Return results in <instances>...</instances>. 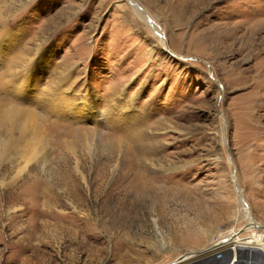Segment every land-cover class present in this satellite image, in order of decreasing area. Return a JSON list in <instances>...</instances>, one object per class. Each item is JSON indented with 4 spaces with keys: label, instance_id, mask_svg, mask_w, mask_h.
<instances>
[{
    "label": "rangeland",
    "instance_id": "374dc122",
    "mask_svg": "<svg viewBox=\"0 0 264 264\" xmlns=\"http://www.w3.org/2000/svg\"><path fill=\"white\" fill-rule=\"evenodd\" d=\"M0 138V264H264V0H0Z\"/></svg>",
    "mask_w": 264,
    "mask_h": 264
},
{
    "label": "bare ground",
    "instance_id": "6f19581e",
    "mask_svg": "<svg viewBox=\"0 0 264 264\" xmlns=\"http://www.w3.org/2000/svg\"><path fill=\"white\" fill-rule=\"evenodd\" d=\"M26 88H27L26 85H24L23 89H22L23 95H28L27 94L28 91H27ZM16 110H18V109L9 108L10 113L9 114L7 113L6 116H5L7 121H8V123L11 122V124H13L17 120L18 113L16 112ZM0 140H1V138H0ZM2 144H4L3 145L4 149L2 151L4 153L3 156L5 158V157H8L9 149H10V143L3 142ZM5 153H6V155H5ZM236 188H237V191L239 192L240 198H242L241 192L239 191L238 187H236ZM242 201L244 202L243 198H242ZM244 204H245V202H244ZM248 227H250L249 224L246 225L244 228H242L243 232H246ZM227 235L223 236V239L226 238ZM263 235H264V232H261L260 234H257V236L255 235V237L253 235L248 236V237L254 239V241L258 243L256 246H258L260 248L259 243L264 245V240L262 238ZM237 236H240V235H238V234L231 235L230 237H228V239H226V240L222 239L223 241L219 240V243H215L213 246H211L210 249H212V251H208V253L215 251V254H213L214 258L211 259L210 261H207L206 264H223L222 261L216 259V256H215L216 253L219 252V251H224L223 253L229 254L230 255V260H231V258H233L232 264H244L245 259L247 258V255H248L247 251H248L249 245H246V246L239 245L238 244V240H236V239L234 240V237L237 238ZM243 238L246 239L247 237H243ZM193 257L194 256L187 257L184 260L183 259H179V260H177L176 263H173V264L186 263L188 259L191 261L190 258H193Z\"/></svg>",
    "mask_w": 264,
    "mask_h": 264
},
{
    "label": "built area",
    "instance_id": "2783aa9c",
    "mask_svg": "<svg viewBox=\"0 0 264 264\" xmlns=\"http://www.w3.org/2000/svg\"><path fill=\"white\" fill-rule=\"evenodd\" d=\"M264 239V235L262 237ZM219 243L218 240L215 241V243ZM224 251H219L216 253V259L222 261L223 264H232L233 258L230 260V255L223 253Z\"/></svg>",
    "mask_w": 264,
    "mask_h": 264
},
{
    "label": "water",
    "instance_id": "95a60500",
    "mask_svg": "<svg viewBox=\"0 0 264 264\" xmlns=\"http://www.w3.org/2000/svg\"><path fill=\"white\" fill-rule=\"evenodd\" d=\"M241 233H243V230H242V229L240 230V234H241Z\"/></svg>",
    "mask_w": 264,
    "mask_h": 264
}]
</instances>
